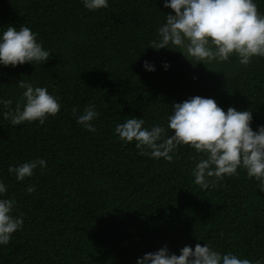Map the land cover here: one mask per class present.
Here are the masks:
<instances>
[{
    "label": "trees",
    "instance_id": "16d2710c",
    "mask_svg": "<svg viewBox=\"0 0 264 264\" xmlns=\"http://www.w3.org/2000/svg\"><path fill=\"white\" fill-rule=\"evenodd\" d=\"M264 13V0H255ZM97 11L81 0H0V31L23 24L51 53L42 65L0 66V97L19 98L17 81L46 87L61 108L44 124L12 126L0 111V179L23 226L0 246V264H135L148 251L205 242L264 264V192L259 182L226 176L202 190L191 170L200 154L184 146L172 161L138 154L114 132L128 116L166 124L170 105L199 95L249 109L264 124V58L235 57L215 72L149 41L164 21L161 0H108ZM150 61L155 71L142 64ZM168 62L167 70L162 62ZM95 106V131L72 108ZM14 107V104H13ZM42 157L43 169L17 181L9 166ZM35 185V191L26 187ZM198 239L201 240H197Z\"/></svg>",
    "mask_w": 264,
    "mask_h": 264
},
{
    "label": "clouds",
    "instance_id": "9594fccd",
    "mask_svg": "<svg viewBox=\"0 0 264 264\" xmlns=\"http://www.w3.org/2000/svg\"><path fill=\"white\" fill-rule=\"evenodd\" d=\"M81 3L90 11L109 7L108 0H81ZM161 3L171 11L164 13L156 38L149 41L150 48L177 51L193 66L201 63L215 72L232 57L242 66L249 65L255 57L264 58V13L258 10L255 0H161ZM37 36L23 24L19 29L7 25L0 31V66L25 63L34 66L48 61L51 53ZM142 67L155 71L147 60ZM168 67V62H162L164 70ZM17 84L23 91L15 102L13 98L0 97V111L12 126L33 121L42 125L59 112V99L46 87L21 79ZM72 114L84 129L96 130L93 121L99 113L94 105L82 110L74 106ZM252 120L249 109L229 106L224 110L214 98L193 95L170 105L166 124L146 127L143 117L128 116L115 125L114 132L125 144L134 141L138 154L152 159L172 161L178 148L194 149L200 159L191 175L202 190L215 187L218 181L238 175L237 170L243 169L247 177L259 182V190L264 192V124L253 130ZM46 163L38 157L9 166L8 172L17 181H23ZM35 188L29 185L25 190L32 193ZM6 192L7 185L0 179V246L8 245L12 234L23 226V214H13L16 200L5 198ZM135 264H261V261L221 252L205 242L194 247L185 245L179 254L170 252L165 245L144 253Z\"/></svg>",
    "mask_w": 264,
    "mask_h": 264
}]
</instances>
